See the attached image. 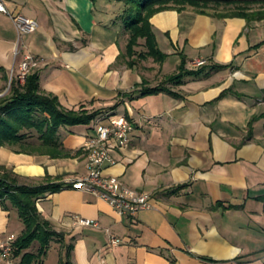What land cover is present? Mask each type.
<instances>
[{
  "label": "crops",
  "instance_id": "1",
  "mask_svg": "<svg viewBox=\"0 0 264 264\" xmlns=\"http://www.w3.org/2000/svg\"><path fill=\"white\" fill-rule=\"evenodd\" d=\"M6 1L39 28L19 39L12 18L0 12V81L32 55L40 59L31 71L43 92L65 108L101 114L59 128L60 156L2 145L0 164L24 183L50 175L67 184L88 172L83 146L97 121L124 115L134 126L130 142L112 151L117 163L105 172L149 193L154 204L127 217L88 190L49 193L38 207L64 239L48 256L58 248L59 264L63 245L73 243L72 264H264V44L257 46L264 19L218 18L191 6L162 10L151 21L167 59L129 67L118 60L127 40L123 0ZM182 57L188 69L198 68L196 59L232 65L170 84L180 97L141 95V83L158 85ZM11 215L0 206V241L18 236ZM75 216L101 226L79 225ZM111 234L121 242L112 244Z\"/></svg>",
  "mask_w": 264,
  "mask_h": 264
},
{
  "label": "trees",
  "instance_id": "2",
  "mask_svg": "<svg viewBox=\"0 0 264 264\" xmlns=\"http://www.w3.org/2000/svg\"><path fill=\"white\" fill-rule=\"evenodd\" d=\"M126 8L123 14L125 24L123 35H127L125 48L118 57L126 59L129 67L139 61L152 58L156 62H164L168 55L158 43L153 29L152 17L165 9L175 8L179 11L187 6L197 12L218 18L242 17L248 23L264 19V0H123ZM264 44V41L257 46ZM232 64L206 63L197 69H188L187 61L182 57L178 70L167 75L161 83L150 86L144 81L141 95L166 92L180 97L170 84H181L188 75H199L211 70L229 68ZM5 79H9L8 75ZM101 114L100 110L65 108L57 95L41 90L40 76L37 71L27 74L25 83L18 77L11 79L10 90L0 96V146L14 147L18 152L50 153L62 155L59 148V128L89 124ZM30 130L37 132L35 136ZM34 137V138H33ZM69 187L64 182L56 181L46 175L40 184L22 182L19 174L0 164V206L7 211L16 209L24 223V229L13 243L12 258L15 264H46L45 259L54 241L63 242V233L58 231L53 222L39 209L38 201L49 193ZM37 247L34 249V246ZM64 244V243H62ZM66 252L59 259V264H72L73 243L64 244Z\"/></svg>",
  "mask_w": 264,
  "mask_h": 264
},
{
  "label": "built area",
  "instance_id": "3",
  "mask_svg": "<svg viewBox=\"0 0 264 264\" xmlns=\"http://www.w3.org/2000/svg\"><path fill=\"white\" fill-rule=\"evenodd\" d=\"M0 12L10 16L16 25L19 39L24 35L38 30L39 23L36 19L25 16L22 13L13 12L6 0H0ZM19 50H16V55ZM40 62L38 57L28 55L21 63L19 72L12 71L21 83H25L27 74ZM204 59L193 60V65L206 64ZM14 76V75H13ZM12 76V77H13ZM133 124L124 115H112L107 121L100 119L96 123V135L87 139L84 150L87 155V173L68 181L67 185L76 189H84L94 192L109 202L114 210L127 217L136 216L140 211L154 207L149 193L139 191L125 184L118 176L106 174L108 166L117 163L112 151L124 148L130 142ZM76 222L82 226L100 227V222L75 216ZM112 244H119L121 239L110 235ZM16 235L11 234L5 240L0 241V258L8 264H15L12 258L13 243Z\"/></svg>",
  "mask_w": 264,
  "mask_h": 264
},
{
  "label": "rangeland",
  "instance_id": "4",
  "mask_svg": "<svg viewBox=\"0 0 264 264\" xmlns=\"http://www.w3.org/2000/svg\"><path fill=\"white\" fill-rule=\"evenodd\" d=\"M159 63V62H158ZM168 65L165 66V70L166 72H173V61L170 60L168 63ZM199 67V66H198ZM15 76L16 74L11 72L8 74V77L9 79H4L0 81V96H3L5 94H7L10 90V86H11V79H12V76ZM30 134H32L33 136H35V138L33 139L36 140V136H37V132L35 130H30L29 131ZM13 148L15 149H20L21 147L19 145H15ZM42 181L38 182V183H29V184H40L42 183ZM11 212V226H10V229L11 231L13 232H16L17 235H20L24 229V223L22 222L19 214H18V211L16 209H12L10 210ZM55 243L52 244V246H54ZM37 247V244L34 246V249ZM57 249V250H55ZM59 249L58 248H53L51 251H50V255L48 256V259H47V262L48 264H57L58 263V258H59ZM62 250H60L61 252ZM62 253L64 254L65 253V250L62 251ZM1 259V258H0ZM17 260H15L16 262ZM0 264H8V263H5V260L4 262L3 261H0Z\"/></svg>",
  "mask_w": 264,
  "mask_h": 264
}]
</instances>
